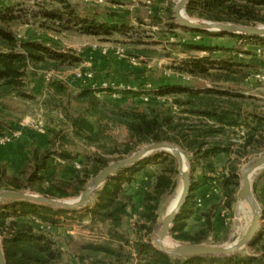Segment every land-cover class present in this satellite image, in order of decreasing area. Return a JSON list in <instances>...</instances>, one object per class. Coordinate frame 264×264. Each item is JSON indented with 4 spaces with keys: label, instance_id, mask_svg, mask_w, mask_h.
<instances>
[{
    "label": "trees",
    "instance_id": "trees-1",
    "mask_svg": "<svg viewBox=\"0 0 264 264\" xmlns=\"http://www.w3.org/2000/svg\"><path fill=\"white\" fill-rule=\"evenodd\" d=\"M60 4L61 8L38 11L42 20L38 21L39 28L55 32L72 30L95 37H109L114 33L125 32L128 28L125 23L100 21L93 16L78 14L66 0H60ZM185 11L190 16L210 21L242 25L264 24V0H190ZM19 18L13 5L0 6V102L10 97H32L27 91V79L37 76L39 71L46 72L64 65L72 66L83 60L82 56L72 50H64L39 40L20 39L10 27L11 22ZM181 30L193 34L223 35L217 32L189 31L183 28ZM227 35L240 39L254 38L238 34ZM187 47L199 51L216 50L214 47L196 43L188 44ZM235 67L241 68L242 63L215 60L209 55L188 56L178 62L175 70L207 78L213 86L198 87L181 81H168L150 88L141 85L122 89L81 87L75 98L90 101L92 108L88 110L89 115H72L68 110H65L63 115L72 136L92 141L102 132V126H95L91 119L101 113L96 108V93L107 96L115 94L133 100L141 97H170L176 112L170 108L162 109L154 102L148 101L142 108L134 104L126 107L112 106L111 114L106 115V118L125 126L134 145L150 142L176 144L186 154L191 171L200 169L205 179L207 174L216 172L217 165L223 164L224 173L219 186L222 191V204L230 209L240 186L239 174L230 159L231 153L243 157L251 146L256 148L254 143L262 142L264 132V115L255 111L256 105L253 109H248V100H254L252 95L214 85L218 82H243V77H233L232 74L236 73ZM46 92L49 96H62L67 92L66 85L59 79L51 78L47 83ZM104 113L105 111H102V116H105ZM14 128L16 127H10ZM10 129L5 127L0 119V135ZM239 131L242 132L241 141H232L231 134L238 135ZM65 136L58 131L48 140L49 145L45 148H33L28 161L15 175L8 174L5 165L0 163V189L5 186L4 183L9 182L8 186L19 190L25 185L20 183L24 178L26 183L37 181V191L48 197L63 199L79 195L88 179L104 168L107 161L99 160L91 170L87 167L76 170L72 180L57 177L56 173L46 176L47 162L52 155L66 162H71L73 158L64 149ZM56 145L59 147L57 151L54 149ZM130 148L127 147L126 151L129 152ZM147 165L159 166V172L152 174L151 181L145 188L135 189V176ZM177 175L176 160L170 153L161 151L107 179L95 191L93 203L80 209L82 213L76 215L79 210L51 208L27 201H7L1 204L0 237L6 264H61V247L49 233L40 231L35 223L29 220L56 226L61 224L63 219L72 218L73 215L79 219L89 217L94 224L102 223L107 235L100 241L74 242L72 251L80 262L90 260V264H264V244H261L264 239V215L262 227L250 243L251 246L259 245L260 248L251 254L178 258L163 253L154 246L150 235L156 223L159 201L171 188ZM195 185L191 178L189 195L170 230L175 239L192 244L205 241L213 229L210 214L213 211L210 209L202 213L203 227L196 230L186 227L185 220L194 211L191 207V192ZM136 196H140L139 202L135 201ZM212 206L216 209L215 205ZM131 216H134L132 225L125 229L124 219ZM128 230L132 235H129Z\"/></svg>",
    "mask_w": 264,
    "mask_h": 264
},
{
    "label": "rangeland",
    "instance_id": "rangeland-1",
    "mask_svg": "<svg viewBox=\"0 0 264 264\" xmlns=\"http://www.w3.org/2000/svg\"><path fill=\"white\" fill-rule=\"evenodd\" d=\"M66 1H68L78 14L93 16L100 21L125 23L128 25V28L125 32L114 33L109 37L83 35L72 30L61 32L44 30L38 27V21H42L40 20L41 16H39L40 12L38 11L40 9L51 10L54 8H61L60 0H9V5L14 6L15 13L20 17L11 22L10 27L20 39L39 40L64 50H72L75 54L82 56L83 60L76 65H64L46 72H38V74L47 76L48 79L54 78L61 80L66 85L67 92L64 95H55L56 97L54 95L49 96L45 90L42 91L43 89L40 86H38L37 89L35 88V91L37 92H32L29 88V81L27 80V91H29L32 97L27 99L10 97L0 102V107L5 111L4 114L0 112V119L8 129H10L11 126L17 127L21 123L26 124L25 121H28L29 123L33 121L32 124L35 125L37 119L40 118L42 121L41 129L50 133L48 139L52 138L54 133L58 131L60 134L62 133L66 135V140L63 141L64 149L71 155V157H73L72 160L74 161L73 163L72 160L71 162H66V165H72L75 170H80L82 167H87V169L91 170L93 165L101 159L106 160L107 164H109L110 162L126 158L142 146L149 144L141 143L134 145L129 139V134L125 126L115 124L106 118V115L111 114L112 106L119 105L121 107H126L134 104L142 108L147 105L146 103H148V101H152L162 109L170 108L173 112L177 111L176 107L171 104L170 97H151L150 99H144L145 97L142 99L141 97L133 100L118 95L115 97L113 95L107 96L98 92L95 96V100H98L96 108H98L101 113L102 111H105V116H102L101 113H95L97 115L91 119L94 121L95 126H99V124L102 126V132L98 135L96 140H82L70 134L68 122L63 115L65 110H68L72 115H76L77 113L89 115L90 112L88 110L92 108L88 99L75 98L81 87H89L88 84L82 83L75 77L77 71H83L86 69L91 70L93 73L92 82L97 85L102 82H111L121 85L122 88L138 87L139 85L150 88L158 83L181 81L194 86L204 87L213 86V83L207 78L192 76L187 72H178L175 70L174 67L181 59L188 56L209 55L215 60L224 59L231 63L240 62L242 63V67H235L234 71H236V73L232 75L238 79L243 77V82L237 84L218 82L214 85L240 90L247 95H252L254 100H248V106L250 105L248 109H253L256 105L255 111L264 115V79L258 80L255 77L256 74L264 75V37L240 39L227 34L217 36L215 34H193L183 31L177 26L176 21L172 17L173 8L179 0ZM165 10H168L167 16ZM36 15L37 17H35ZM186 15L194 20L210 21L197 16H190L187 13ZM194 36H199L200 38L193 40L192 38ZM192 43L208 45L214 47L216 50H191L187 45ZM116 51L121 52V55L116 54ZM105 73H107V75ZM28 118H30V120ZM243 131L245 132L244 129ZM241 136V131H239L238 135L231 134V137L233 138L232 141L240 142ZM259 143H254L256 148H252L253 146H251L249 152L243 157H237L235 153H231L230 159L235 165L239 177L242 168L248 161L260 154H264V132L262 142ZM57 147L58 145L54 148L56 151L59 150V147ZM127 147H131L129 152L126 151ZM152 154L153 153L150 155ZM183 154L188 163V170L192 182L194 181V183H196L194 190L191 192V207L197 209L195 211H199L200 214L198 216H201L202 218L203 212L210 210L214 212H210L213 222L212 233L202 243L214 245L232 244L235 240L240 238L248 228L251 213L249 212V215H246L245 218H241L238 213L237 209L239 204L243 202L238 197V191L235 194V200L232 203L231 208L227 209L223 206L222 191L219 186L221 177L224 173L222 169L223 164L217 165L216 172L207 174L208 176L205 179L202 176L200 169L197 168L191 171L187 156L184 152ZM74 163H78L79 168H75ZM69 165L67 168H64L63 165L53 166L55 167V170H47L45 172L46 176L56 173L57 177L68 180L73 176L70 172ZM51 167L52 165L49 164L48 168L50 169ZM157 172H159V166L147 165L135 176V183L145 182L144 177H146L148 180L147 185H149L152 174ZM92 177L88 179L87 183ZM174 182H176V186L178 183L181 184L178 175ZM20 183L25 185L19 190L43 195L37 191V187L39 186L37 181L26 183L25 179L22 178ZM4 184L5 186L0 189V191L16 190L8 186L10 185L9 182ZM252 185L254 196L259 202L261 189L264 190V188H262L264 187V169L259 170L253 175ZM174 189L170 191V188L159 201L158 209L156 211V223L150 235L153 241L160 229L162 218L172 199ZM210 191H212L213 194L206 197L205 195ZM77 196L78 195L63 199L72 200L76 199ZM198 199H201L199 206H197ZM212 205H215L216 209H213L214 206ZM197 222L204 225V220L198 217H188L185 220L187 229H189L188 225H196L198 224ZM262 224L263 220L260 221L261 227ZM74 226H76V228L79 227L78 229H80L81 232L83 230H88L85 227L77 226L76 224ZM40 231H46L51 237H55L61 244H64L66 237L70 235L66 234L65 230H59V228L57 230L58 232H54L49 228ZM98 232L99 231H94L93 234H76L74 232L73 235L77 237L76 243H82L89 239L96 238ZM128 233L129 235H132L131 231ZM166 238L171 240L174 244H192L188 241L175 239L170 232ZM261 244H264V239ZM73 247L69 254L66 253L64 255L61 264H90V260L80 262L78 257L72 251L74 249ZM259 248V245L253 247L248 244L236 253L251 254Z\"/></svg>",
    "mask_w": 264,
    "mask_h": 264
},
{
    "label": "water",
    "instance_id": "water-1",
    "mask_svg": "<svg viewBox=\"0 0 264 264\" xmlns=\"http://www.w3.org/2000/svg\"><path fill=\"white\" fill-rule=\"evenodd\" d=\"M189 1L190 0H179L173 8L172 17L176 21L177 26L180 28H184L189 31H210L222 34H238L248 37H264V25H242L237 23L206 20L198 21L191 19L185 13V7ZM161 151L170 153L176 160L177 174L181 180V192L176 208L171 212L165 213L163 216L160 229L153 241L154 246L159 251L168 255L178 258H188L203 255H230L250 244L253 238L257 236L260 231V221L263 217L262 210L253 193L252 177L259 169L264 167V154H260L252 158L241 170L238 197L249 205L251 219L249 226L243 235L230 245L180 243L170 249L163 247V240L168 236L175 218L179 214L189 195L191 187V176L188 170V163L185 161V155L180 147L169 142H151L142 146L126 158L110 162L91 178L84 189L79 193L77 198L72 201L51 198L23 190H3L0 191V205L7 201H27L63 210H74L84 207L90 201L95 191L99 189L111 176L140 162L151 153ZM175 186L176 182L172 184L170 191H172ZM0 264H6L1 237Z\"/></svg>",
    "mask_w": 264,
    "mask_h": 264
},
{
    "label": "crops",
    "instance_id": "crops-1",
    "mask_svg": "<svg viewBox=\"0 0 264 264\" xmlns=\"http://www.w3.org/2000/svg\"><path fill=\"white\" fill-rule=\"evenodd\" d=\"M9 4V0H0V6L2 5H8ZM166 13V10H165ZM107 22H112V21H107ZM202 56V55H199ZM103 68V67H102ZM107 68V67H106ZM108 72V71H107ZM110 73V72H109ZM108 73V74H109ZM107 75V73H105ZM29 81V88L31 89L32 92H37L35 91V88L37 89L38 86H40L43 90L42 91H46V87H47V83L49 81L48 77L42 74H38L35 77H28L27 79ZM256 96V95H255ZM261 97V96H260ZM0 112L4 114V110L2 107H0ZM30 120V118H28ZM26 124L21 123V125L19 124L17 127L21 126L22 127V135L18 140H15L11 143L5 144V145H0V163L4 164L6 167V171L7 173L10 174H17L21 168L26 164V162L28 161L29 157L31 156L32 150L33 148H45L48 144V137H49V132L41 129V126H37L36 124L33 125V121L32 122H28L25 121ZM23 124V125H22ZM61 158H59L56 155H52L47 162V165L49 166V164L52 165V167L47 170H55V167L53 166H62L65 168H67L66 165V161H64V164L61 162ZM70 168V172L72 175H74V173L76 172V170L74 169V167L72 165H69ZM261 169H264L261 168ZM259 169V170H261ZM258 170V171H259ZM73 176L68 179V180H72ZM65 179V178H62ZM67 180V179H66ZM145 182H138L134 184V188L135 189H141V188H145L147 186L148 180L146 177H144ZM264 188V187H262ZM136 202L140 201V196H136L135 198ZM94 200V194L92 195V198L90 199V201L84 206H90L93 203ZM259 206L262 210V215H264V190L261 189V196H260V200H259ZM84 207L81 208H77L75 210H79L75 213V215L78 213H82V211L80 209H83ZM197 209H194L192 215L190 216V218H200L202 220H204V218H202L201 216H198L200 213L199 211H195ZM75 215H73L72 218H66L63 219V222L59 225L56 226H52V225H42L41 223H39L38 221H35V226L37 227V229L39 230H44L45 228H49L50 230L54 231V232H58V228L59 230L62 229L63 231L65 230L66 234H70L68 237H66V240L64 241V244L59 243L56 238L54 237L53 239L56 241V243L61 247L62 251H63V257L66 253H70V250L72 248V245L74 242H77V237L75 235H73V233L75 232L76 234H93L94 231H99L98 234L96 235L97 237L94 239H89L88 241H100L106 238V231H105V227L102 223H91L90 218L89 217H85L82 219H79L78 217H76ZM134 220V216L131 217H126L124 219V228L129 229L132 225V222ZM33 222L34 221H30ZM198 224L196 225H192L189 226L188 228L189 230H196L198 228L203 227V224H200L199 222H197ZM82 226L85 227L86 229H88L87 231H80V229L76 228V226ZM62 226V227H60ZM90 230V231H89Z\"/></svg>",
    "mask_w": 264,
    "mask_h": 264
},
{
    "label": "built area",
    "instance_id": "built-area-1",
    "mask_svg": "<svg viewBox=\"0 0 264 264\" xmlns=\"http://www.w3.org/2000/svg\"><path fill=\"white\" fill-rule=\"evenodd\" d=\"M198 38H200V37L199 36H194L192 39L195 40V39H198ZM115 53L121 55V52H119V51H116ZM75 77L78 80H80L82 83L88 84V86L90 88H98V87L120 88L121 87V85H117V84L111 83V82H102L99 85L95 84L94 82H92L93 73H92L91 70H88V69L83 70V71H77L75 73ZM255 77L258 80H263L264 79V75H261V74H256ZM148 87H149V85H148ZM113 96L115 97L117 95L114 94ZM144 99H146V98H144ZM35 124L37 126H39V127L41 126L42 121L40 120V118L37 119ZM21 135H22V127L21 126L16 127L14 129H10L7 132H5L3 135H0V145H5V144L11 143V142H13L15 140H18L21 137ZM61 162L64 163L62 160H61ZM74 166H75V168H79L78 163H74ZM205 196L209 197V194H206ZM200 203H201V199H198L197 205L199 206Z\"/></svg>",
    "mask_w": 264,
    "mask_h": 264
},
{
    "label": "bare ground",
    "instance_id": "bare-ground-1",
    "mask_svg": "<svg viewBox=\"0 0 264 264\" xmlns=\"http://www.w3.org/2000/svg\"><path fill=\"white\" fill-rule=\"evenodd\" d=\"M185 161H186V159H185ZM180 192H181V184L178 183L177 186L175 187L174 191H173V196H172V199H171V201L167 207L166 213L171 212L176 208ZM72 200H74V199H72ZM72 200L70 199L69 201H72ZM237 210H238V213L240 214L241 218H245L246 215H249V212H250L249 205L244 201L239 204V207ZM175 245L176 244H174L171 240H169L166 237L163 240V247L166 249H170V248L174 247Z\"/></svg>",
    "mask_w": 264,
    "mask_h": 264
}]
</instances>
